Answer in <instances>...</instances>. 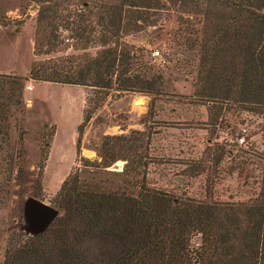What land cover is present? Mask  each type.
<instances>
[{
    "label": "trees",
    "instance_id": "16d2710c",
    "mask_svg": "<svg viewBox=\"0 0 264 264\" xmlns=\"http://www.w3.org/2000/svg\"><path fill=\"white\" fill-rule=\"evenodd\" d=\"M33 2L36 58L26 75L0 73V156L10 172L18 168L17 152L7 151L8 117L11 109L21 111L26 80L90 89L94 98L87 100L93 106L82 111L76 126V153L95 104L110 91L145 95L148 107L156 100L201 105L207 130L222 127L229 108L248 109L264 120V0ZM171 15L177 25L172 54L182 56L174 67L193 74L188 95L170 92L144 58L150 37L160 36L157 21ZM10 23L17 27L23 19H0V25ZM234 129L231 142L209 137L201 156L184 162L185 176L206 174L204 199L148 188L143 172L133 189L134 140L103 136L93 166L105 169L123 160L122 186L109 190L65 178L56 192L62 213L41 233L23 232L19 243L4 251L2 264H264V152L255 155ZM23 133L19 127L18 143ZM48 145L45 141V149ZM46 154L40 151L42 160ZM244 154L260 160L257 193L246 202L212 200L214 171L223 158L238 168Z\"/></svg>",
    "mask_w": 264,
    "mask_h": 264
},
{
    "label": "rangeland",
    "instance_id": "374dc122",
    "mask_svg": "<svg viewBox=\"0 0 264 264\" xmlns=\"http://www.w3.org/2000/svg\"><path fill=\"white\" fill-rule=\"evenodd\" d=\"M33 1L0 0V19H23L17 27L15 23L0 25V73L26 75L30 62L36 58L32 54L36 8ZM155 27L160 28V36L150 37L144 58L154 71L162 74L170 92L190 94L193 74L188 68L174 67L175 59L182 57L179 53L172 54L176 50L172 40L177 27L174 17L162 18ZM140 40L134 43L139 44ZM153 50L158 51L156 57L151 56ZM23 83L21 111L11 109L8 117L7 151L17 152L18 169L15 167L10 172L0 156V264L4 251L19 243L25 232L22 203L27 193H34L57 208L56 192L65 178L109 190L122 186L123 160L117 159L105 169L93 166L99 160L96 150L103 136L121 134L134 140L138 174L131 175L133 189L140 183L143 172L146 187L196 199L205 198L206 174L185 176L184 162L198 159L208 146L209 137L212 141L220 142L223 138L230 141L235 128V133H241L251 143L255 155L264 152L261 114L245 108H229L223 112L222 127L207 130L205 108L201 105L156 100L148 107L149 98L145 95L110 91L95 104L82 129L76 153V126L82 111L93 106L87 100L94 98L90 89L32 80ZM19 127L24 131L20 143ZM45 141H49L46 149ZM44 150L47 154L42 160L40 151ZM83 158L88 160L85 165ZM239 159L243 163L236 168L233 167L236 161L231 163L224 157L214 171L212 200L246 202L257 193L260 160L245 154ZM40 164H43L41 169ZM207 174L211 178L212 169ZM61 213L59 210L58 215Z\"/></svg>",
    "mask_w": 264,
    "mask_h": 264
},
{
    "label": "water",
    "instance_id": "95a60500",
    "mask_svg": "<svg viewBox=\"0 0 264 264\" xmlns=\"http://www.w3.org/2000/svg\"><path fill=\"white\" fill-rule=\"evenodd\" d=\"M116 93V92H114ZM59 210L33 196H27L22 203V214L25 219L24 230L38 234L45 230L50 222L58 216Z\"/></svg>",
    "mask_w": 264,
    "mask_h": 264
},
{
    "label": "built area",
    "instance_id": "2783aa9c",
    "mask_svg": "<svg viewBox=\"0 0 264 264\" xmlns=\"http://www.w3.org/2000/svg\"><path fill=\"white\" fill-rule=\"evenodd\" d=\"M157 55H158V51L157 50H153L151 52V56L156 57ZM239 141H241V139H239Z\"/></svg>",
    "mask_w": 264,
    "mask_h": 264
}]
</instances>
